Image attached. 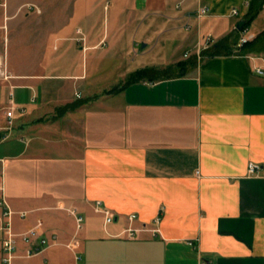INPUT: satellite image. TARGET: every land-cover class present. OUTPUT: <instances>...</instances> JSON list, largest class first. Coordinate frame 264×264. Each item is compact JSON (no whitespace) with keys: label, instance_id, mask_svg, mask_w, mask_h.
Returning <instances> with one entry per match:
<instances>
[{"label":"crops","instance_id":"1","mask_svg":"<svg viewBox=\"0 0 264 264\" xmlns=\"http://www.w3.org/2000/svg\"><path fill=\"white\" fill-rule=\"evenodd\" d=\"M250 1L0 0V108L12 93L26 111L0 143L12 229L40 219L57 236L30 258L18 242L12 264H264V50L231 54ZM246 29L264 30L262 8ZM207 38L223 52L184 76L116 91L197 58ZM95 201L115 217L106 227Z\"/></svg>","mask_w":264,"mask_h":264},{"label":"built area","instance_id":"2","mask_svg":"<svg viewBox=\"0 0 264 264\" xmlns=\"http://www.w3.org/2000/svg\"><path fill=\"white\" fill-rule=\"evenodd\" d=\"M108 2H106L105 8L108 7ZM34 8V7H31ZM264 10V3L261 7ZM208 9L207 7L203 6L199 8L197 14L198 16L205 15L207 13ZM238 11L236 9H232L231 15H237ZM77 34H81L80 30H76ZM247 29L243 28L240 32V35L237 40V47L233 51L234 54H238V48H240L242 45L249 42V39L246 36ZM80 41H83V37L78 39ZM210 45V39L207 38L204 42L203 48L200 50L197 48L196 55L197 59L200 58V51L208 48ZM187 55H184L186 57ZM255 72L257 74L263 75L264 74V68H255ZM4 79H8L9 76L3 75ZM10 100L8 105L1 107L0 110L4 114V126L0 127V143L7 140L11 136V131L14 127V120L17 115H24L25 109L21 107H16L13 105L12 102V93L9 94ZM3 159L0 158V244H1V258L0 263L1 264H12V261L15 257L17 248H18V242H22L26 245V249L24 251V256L27 258L37 256L41 254L46 247L56 244L57 243V236L52 235L50 238L44 235L43 233V221L37 220L31 228L28 230L21 232L19 234L15 233L12 229V222L11 218L14 212L10 209L7 198L5 196L4 192V183L1 179L3 175ZM260 171V166L255 163H249L247 166V173L249 175L258 174ZM94 211L96 213H100L103 216V225L106 227L108 224L112 223L115 219L114 215L105 207L102 206V203L100 201H95L93 204ZM67 212L70 216H72L75 224V230L76 232H79L83 229L84 226V218L83 216L77 212L75 209H67ZM20 217H24L25 213H19ZM136 218V215L132 214L128 216L129 222H132ZM159 221V218H156L154 220V224L156 225ZM139 229H133L128 228L123 233L126 238H134L136 234L138 233ZM157 231V228L154 229V232ZM78 241L77 239H73L69 243V247L74 250L77 248Z\"/></svg>","mask_w":264,"mask_h":264},{"label":"trees","instance_id":"3","mask_svg":"<svg viewBox=\"0 0 264 264\" xmlns=\"http://www.w3.org/2000/svg\"><path fill=\"white\" fill-rule=\"evenodd\" d=\"M264 0H251L249 2L245 16L243 17L244 28L248 27L251 22L257 17ZM264 50V30L260 32L255 38L238 48L239 55H246L248 53H261ZM234 51V50H233ZM231 51V54H233ZM220 43H214L212 46L204 49L200 53V57H211L222 53ZM228 54V52H225ZM197 58H191L185 62H178L173 66H168L163 69L143 68L131 73L124 81V83L116 89L119 91L124 87L139 82V81H159L167 80L184 76L190 68L196 65ZM113 90L112 92H114Z\"/></svg>","mask_w":264,"mask_h":264},{"label":"rangeland","instance_id":"4","mask_svg":"<svg viewBox=\"0 0 264 264\" xmlns=\"http://www.w3.org/2000/svg\"><path fill=\"white\" fill-rule=\"evenodd\" d=\"M106 12H107V10H106ZM105 12V13H106ZM5 37H6V40H5V51H6V53L8 52V50H9V52H10V55H12L13 53L12 52H14V46H13V44H12V42H11V40H10V43L8 44V40H7V37L9 38V36H7V31L5 32ZM60 45V44H59ZM59 47V46H58ZM1 48H2V44H1V38H0V50H1ZM30 46L29 45H24V46H18V49L21 51V52H25V53H28L29 52V50H30ZM201 50V49H200ZM59 52V51H58ZM55 53H57V52H55ZM2 74L3 73H0V79H4L3 78V76H2ZM3 75H5V74H3Z\"/></svg>","mask_w":264,"mask_h":264},{"label":"water","instance_id":"5","mask_svg":"<svg viewBox=\"0 0 264 264\" xmlns=\"http://www.w3.org/2000/svg\"><path fill=\"white\" fill-rule=\"evenodd\" d=\"M243 27H244V23H243V21H239L238 23H237V26H236V28L238 29V30H242L243 29Z\"/></svg>","mask_w":264,"mask_h":264}]
</instances>
